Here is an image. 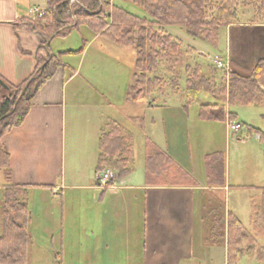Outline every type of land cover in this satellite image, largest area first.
Wrapping results in <instances>:
<instances>
[{
    "label": "crops",
    "instance_id": "0c3cea01",
    "mask_svg": "<svg viewBox=\"0 0 264 264\" xmlns=\"http://www.w3.org/2000/svg\"><path fill=\"white\" fill-rule=\"evenodd\" d=\"M108 1L126 10L117 5L115 0ZM36 9L46 11L47 0H0V79L7 85H23L37 66L36 55L42 39L18 25L23 20H30ZM246 9L252 10L246 19L221 30L225 49L216 56L215 62H221L228 74L236 73L249 78L257 64L264 60V19L252 8ZM89 31L87 33L91 37H84L88 45L81 60L77 62L72 56L63 55V67L32 99L30 112L23 125L14 128L0 141V147L10 156V185L23 188L28 194L34 190L50 192L52 200L62 210V247L79 254H89L90 259L95 258L96 254L101 258L103 253L116 255L119 249L117 237L124 230L122 219L126 217L136 221L143 211L145 231L142 264H218L221 252L217 250L213 256L209 254L210 249L218 245L208 242L210 229H206L205 221L207 219L211 227L220 220L227 227L230 216L241 222L228 208L230 192L237 186L232 187L228 181L225 155L221 151L213 155L208 153L203 160L206 166L212 163V159L216 160L217 166L222 164L223 176L219 174L215 177L210 165L201 170L204 172L201 177L196 175L192 154L186 149L190 132L188 134V130L176 123L177 115L186 120L183 105L178 107L179 110L161 108L166 112L163 139L152 131L151 135H146L147 143L173 160L172 166L167 167L166 171L150 173L146 155L143 174L137 176L133 172L125 180L118 181L120 187L118 182L115 188L104 189L99 185L97 167L102 130L108 122L120 123V119L114 113L107 112L106 95L116 93L115 88L108 91L95 83L92 85L88 79L92 75H84L77 81L84 72L85 59L92 45L101 42L103 44L99 50L111 49L108 46L111 43ZM66 36L51 39L50 49L54 55L76 51L57 45V41ZM175 40L181 42L177 38ZM154 103L148 105L153 108L156 106ZM231 105L227 94L225 124L232 120L231 114L236 115L230 109ZM110 106L112 110L119 111L118 106ZM232 121L241 124L237 119ZM153 127H156L155 121ZM172 127H175V131H172ZM220 153L223 154L222 158L218 155ZM6 186L5 177L0 190ZM199 209L204 212L203 217L198 215ZM207 212L209 217L206 216ZM127 240L129 238L123 240L122 244L126 248L124 261L110 256L109 259L104 257L102 260L105 263L102 264H121L125 260L127 263L132 262L135 258L134 248L131 238V244ZM219 246L223 247L225 255L227 247ZM94 258L89 262L94 263Z\"/></svg>",
    "mask_w": 264,
    "mask_h": 264
},
{
    "label": "trees",
    "instance_id": "16d2710c",
    "mask_svg": "<svg viewBox=\"0 0 264 264\" xmlns=\"http://www.w3.org/2000/svg\"><path fill=\"white\" fill-rule=\"evenodd\" d=\"M71 1L47 0V13L44 17L23 20L18 24L39 35L42 45L36 55L35 71L23 85H8L9 91L0 86V141L14 128L23 125L30 112L32 99L63 67L62 57L66 54L54 55L50 49V41L54 37L68 35L72 30L86 26L107 42L120 48L132 49L136 61L132 83L127 92L128 101L147 102L151 105L155 93L165 86L156 77L163 61L172 64L176 62L174 59L181 56V45L164 28L177 26L194 39L218 46L219 37L216 38L213 33H220L229 25L238 23L240 7L252 8L264 19V0H243L242 3L240 0H131L145 11L149 19L135 16L112 5L108 0ZM85 46L86 43L79 51L67 54L83 53ZM213 69V74L208 77L200 76L198 72L194 81L189 80L185 91L188 105L201 92L217 98L214 104L200 107L199 117L202 121L226 120L227 94L232 105L264 104V60L257 64L249 78L236 73L228 74L216 66ZM231 118L236 120L234 114H231ZM133 139L131 133H126L119 123L108 122L100 137L97 172L111 169L118 172L120 181L128 178L135 170ZM150 147H153L154 153L147 157L150 173L166 171L167 167L173 165V160L166 153L148 143ZM218 155L223 157L221 153ZM0 170L4 172L7 184L3 189L0 216L3 228L0 236V264H29L32 239L28 193L23 188L10 185V156L1 147ZM261 192L260 197L252 198V223L255 232L264 234V188ZM208 242L227 247L228 264H236L245 253L252 255L258 249L251 234L233 216H230L227 227L221 220L214 223L210 228Z\"/></svg>",
    "mask_w": 264,
    "mask_h": 264
},
{
    "label": "rangeland",
    "instance_id": "374dc122",
    "mask_svg": "<svg viewBox=\"0 0 264 264\" xmlns=\"http://www.w3.org/2000/svg\"><path fill=\"white\" fill-rule=\"evenodd\" d=\"M242 2L243 0H240V3ZM115 3L121 5L135 16L147 19L150 18L145 11L131 0H115ZM250 11L252 10H247L246 8L238 10L239 20L246 19ZM45 12L47 13V10ZM244 15H246V17ZM89 30L90 29L86 26L74 29L65 38L57 41L58 44H56L63 49L71 48L79 51L84 47V43H86V50L88 42L85 41L84 37L90 39L91 35L87 33L90 32ZM164 31L173 38H177L181 41L178 42L175 40L181 45L182 49L180 53L181 56L174 59L176 62L171 64L163 61L156 74V77L160 78L165 86L163 90L155 93L152 98V102H155V107L151 108L147 102L143 105L141 102L133 103L128 101L127 92L132 83L136 60L135 53L132 49L120 48L110 44L108 45L111 48L110 50L101 51L99 47L103 43H95L88 51L83 67L84 72L77 81H80L84 75H92L93 77L90 76L91 78H88L92 85L95 83L108 91L114 90V88L116 89V93L113 92L106 95L108 102L107 112L108 114L114 113L113 115L120 119L119 124H122L124 131L128 134L131 132L132 137L135 139V142L133 141L136 157V170L134 174L137 176L143 174L142 169L145 164L146 155L149 157L153 153V147L148 148L147 146L146 135H151L150 133L154 132L160 134L162 137L161 139H163L166 112L161 108L178 109L180 105H183L182 109L186 115V120L180 119L177 115L176 123L179 127L188 130V134L190 132L189 141L186 137V149L188 152L190 150L192 154V165L196 168V175L198 177L203 175L204 172L201 170L206 166L203 159L208 153L211 155L218 151L224 153L225 174H227L230 185H232V187L235 185L237 186L236 189L233 188L230 192L228 208L239 217L244 228L251 234L258 247L255 254L248 255L245 253L236 264H264V256L262 254L264 253V234L255 232L252 223V198L253 196L260 197L262 188H264V106L238 104L230 106V109L236 114L237 121L243 124L242 131L239 134L230 132L227 128V124L224 122L200 120L198 117L200 105L204 103H214L217 101V98L206 92H201L197 99L188 105L185 91L187 85L190 83L189 80L194 81L198 72V75L208 77L212 73V70H214L213 66L217 65H215L216 56L221 55L222 51L225 49V40L223 39L222 41L221 39L222 31L220 33H216L217 31H215L213 33L216 38L219 37L218 46L208 41L194 39L184 29L177 26L164 28ZM84 53L85 51L83 53L66 55L72 56L75 61L79 62ZM89 68L90 70L87 74L86 72ZM225 69L220 70L224 71ZM178 89H180L179 92H175V90ZM111 104L118 106L119 111L112 110V108H110ZM187 106L188 108L186 109ZM153 121H155L156 127H153ZM163 122L165 123L164 125ZM172 131H175V127H172ZM170 142L171 137H169V143ZM172 143L175 142L172 140ZM165 144L166 140L164 147H166ZM180 145L182 146L183 143L180 142ZM211 162L212 163L207 166H211L215 177L219 174L223 176V165L220 164L217 166V162L214 159H212ZM105 172H110L113 175V181L108 185V187H113L114 182L117 183L120 180L118 172L111 169ZM212 178H214V176H212ZM4 183L5 177L3 172L0 171V185ZM188 183L192 184L193 182L189 181ZM203 184L207 185L205 182ZM117 185L120 187V182H118ZM238 186H245L246 188H240ZM244 189L246 190V199L245 193H243ZM2 202L3 189L0 190V216ZM28 204L32 214L29 226L32 239L29 264H102L105 263L103 260L105 258L109 259L110 256H116L117 260L124 261L126 248L124 249L122 244L123 240L128 238L129 240H127V242H129V244H131L130 241L132 240L134 248L133 256L135 253V258L132 262L127 263L125 260V262L122 263L142 264L141 257L145 231L143 211L139 213L136 221H134V219L129 220L126 217L122 219L121 223L124 230L120 232L117 237L119 249L116 251V255L103 253V258H101L99 254H96L95 258H91H94L93 261L95 262L90 263L91 259L89 254H79L66 247H62L61 240L63 238L60 230L61 225H63L62 210L57 203L52 200L50 192L34 190V192L28 194ZM64 214H66V212ZM206 214V216L209 217V213L207 212ZM83 215L85 216V214ZM198 215H202L203 217L204 212H200L199 209ZM97 227H99L98 224ZM205 227L206 229L211 228V223L207 219L205 221ZM2 232V221L0 219V236ZM120 240L122 241L120 242ZM217 250L221 252V257H218V259H220L218 264H228L227 251L224 255L222 246L218 245L215 249L212 247L209 254L213 256V254H216ZM246 251L247 248L245 249V252Z\"/></svg>",
    "mask_w": 264,
    "mask_h": 264
},
{
    "label": "built area",
    "instance_id": "2783aa9c",
    "mask_svg": "<svg viewBox=\"0 0 264 264\" xmlns=\"http://www.w3.org/2000/svg\"><path fill=\"white\" fill-rule=\"evenodd\" d=\"M77 0H72L71 3H75ZM46 15V12L43 10L36 9L32 12V20H36L37 18H42ZM216 64L219 66V68H225V66L221 62H216ZM227 128L230 132H233L234 134L240 133L242 130L241 124L235 122V121H228ZM113 175L110 172H103L102 174H99L98 176V183L99 185L106 189L111 188L108 187L109 183L113 181ZM116 182H114L113 188H115Z\"/></svg>",
    "mask_w": 264,
    "mask_h": 264
},
{
    "label": "water",
    "instance_id": "95a60500",
    "mask_svg": "<svg viewBox=\"0 0 264 264\" xmlns=\"http://www.w3.org/2000/svg\"><path fill=\"white\" fill-rule=\"evenodd\" d=\"M0 86L2 88H4L6 91H9L10 90L9 86L3 80H1V79H0Z\"/></svg>",
    "mask_w": 264,
    "mask_h": 264
}]
</instances>
